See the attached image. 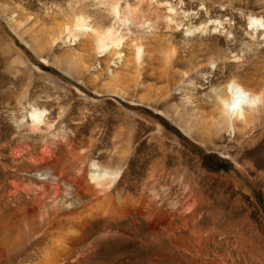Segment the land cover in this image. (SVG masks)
<instances>
[{
  "label": "rangeland",
  "instance_id": "374dc122",
  "mask_svg": "<svg viewBox=\"0 0 264 264\" xmlns=\"http://www.w3.org/2000/svg\"><path fill=\"white\" fill-rule=\"evenodd\" d=\"M117 2L123 26L100 0H0V264H264V106L229 129L215 102L264 91V0ZM82 14L117 52L68 38ZM94 161L121 168L100 193ZM140 199L168 223L102 215Z\"/></svg>",
  "mask_w": 264,
  "mask_h": 264
},
{
  "label": "bare ground",
  "instance_id": "6f19581e",
  "mask_svg": "<svg viewBox=\"0 0 264 264\" xmlns=\"http://www.w3.org/2000/svg\"><path fill=\"white\" fill-rule=\"evenodd\" d=\"M100 4L110 7L109 11L114 15L117 24L123 26L131 21L130 15L132 14L133 10L130 6H126L125 10H123V12L121 13L119 11L120 3L117 2V0H100ZM248 21L250 27L253 28V30H257L258 27L261 26L260 24L264 22L261 17L251 15L248 17ZM73 22V26H70L71 28L67 27L65 29L67 30L68 38L75 41L80 36H90L91 34H93L95 36L96 50H99L100 53H105V51H107L109 47H111L114 52H117L123 43L124 37L120 34L118 28L115 27V25L110 27L91 26L89 23V18L83 16V14L76 16ZM179 25L180 24H178V26ZM206 31V25H192L188 27L187 34H204ZM136 48L137 52L135 59H137L136 61H141L143 48L141 45H138ZM237 79L234 77L228 80L223 87V90H221L218 95H215L216 107L218 111H220V118H223L221 123L229 129H234V123L237 119H242L243 121L248 123L250 121L249 119L252 118L253 113H258L261 110V107L264 106V91L256 93L254 91L248 90ZM192 96L193 94H190L189 97L192 98ZM47 113L48 111L46 108L39 107L35 103L32 104V120L30 126L31 131H36L39 127L37 116H43V114ZM20 147L23 149V151H28L29 144L22 143V146ZM45 153L47 154L48 151L43 150L42 153L37 154L39 158H33V160H35L36 162L45 163L49 157L45 156ZM120 176L121 168H113L109 165L101 166V164L94 161L91 163L88 182L93 191L100 193L101 191L103 192L105 191V189L110 188L112 184L118 178H120ZM80 186L81 185L77 186V188H79ZM138 203L139 204L137 205L135 203L133 204V202L129 204L119 202L114 207L109 206L104 209L102 208L101 210L103 214L102 212L100 213L102 215H108V212L111 213V210L113 208V211L110 214L112 218H119L127 215H133V213H138V215L146 219L147 223L151 227L164 226L166 223H168L167 220L159 214L160 211L157 208L158 205H153L152 202H147L146 200L142 199H140Z\"/></svg>",
  "mask_w": 264,
  "mask_h": 264
}]
</instances>
